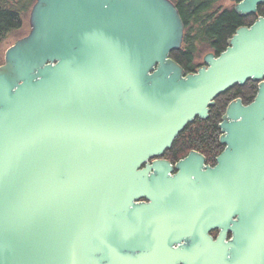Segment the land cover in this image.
Masks as SVG:
<instances>
[{"label":"water","instance_id":"obj_1","mask_svg":"<svg viewBox=\"0 0 264 264\" xmlns=\"http://www.w3.org/2000/svg\"><path fill=\"white\" fill-rule=\"evenodd\" d=\"M28 23L0 64V264H264V16L194 72L172 0H35ZM247 81L214 165L163 157Z\"/></svg>","mask_w":264,"mask_h":264},{"label":"trees","instance_id":"obj_2","mask_svg":"<svg viewBox=\"0 0 264 264\" xmlns=\"http://www.w3.org/2000/svg\"><path fill=\"white\" fill-rule=\"evenodd\" d=\"M177 6L184 23V37L181 48L173 50L170 57L177 61L186 72H194V63L200 51L219 54L227 46L228 38L235 30L246 25L249 17L239 16L230 8L216 7L218 0H172ZM35 0H0V42L23 25L25 15ZM262 13V7H259ZM252 20V19H251ZM204 53V54H205ZM3 63V60L2 62ZM256 82L247 81L244 85H234L215 98L208 118L194 119L174 139L164 158L174 162L184 157L190 150L201 152L206 163L215 164V157L222 151L219 143L218 123L226 105L240 97L244 104L251 102L256 94Z\"/></svg>","mask_w":264,"mask_h":264},{"label":"rangeland","instance_id":"obj_3","mask_svg":"<svg viewBox=\"0 0 264 264\" xmlns=\"http://www.w3.org/2000/svg\"><path fill=\"white\" fill-rule=\"evenodd\" d=\"M232 5L233 2L230 0H218L216 2V7H218L219 9H223L227 7L230 8L232 7ZM28 31H29V23H28V14H27L24 16L22 27L18 31L10 33L3 41L0 42V64L3 60L4 52L6 48L10 46L16 39L26 35ZM204 53H205L204 51H200L195 57L194 63L197 64L198 66L203 61Z\"/></svg>","mask_w":264,"mask_h":264},{"label":"flooded vegetation","instance_id":"obj_4","mask_svg":"<svg viewBox=\"0 0 264 264\" xmlns=\"http://www.w3.org/2000/svg\"><path fill=\"white\" fill-rule=\"evenodd\" d=\"M234 4H235V2H233V5H232V9H233V6H234ZM259 7H262V13H258L260 10H259ZM259 7H258V9H257V11H256V13H254V14H250V15H247V16H243V17H249V19L250 20H247L246 21V25L245 26H249V25H251L253 22H254V20L255 19H257V17L258 16H264V4H262V5H259ZM252 19V20H251ZM242 26H244V25H242ZM214 54H215V52H213ZM206 54V53H205ZM204 54V55H205ZM216 55V54H215ZM218 55V54H217ZM204 64V62L202 61V63L198 66V67H196L195 68V70H197V68H199L200 66H202ZM256 87H257V83H256ZM257 89V88H256ZM217 234V231H213V232H211V235L212 236H215Z\"/></svg>","mask_w":264,"mask_h":264}]
</instances>
